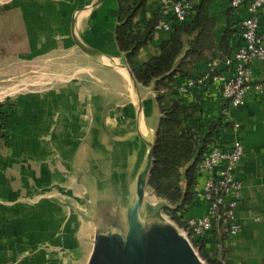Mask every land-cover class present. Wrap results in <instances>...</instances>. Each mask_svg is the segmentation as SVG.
<instances>
[{
	"label": "crops",
	"instance_id": "1",
	"mask_svg": "<svg viewBox=\"0 0 264 264\" xmlns=\"http://www.w3.org/2000/svg\"><path fill=\"white\" fill-rule=\"evenodd\" d=\"M95 1L0 0V45H20L22 60L27 62H70L66 79L53 78L40 89L20 93L14 102L0 104V112L6 116L0 142L7 143L15 132L35 145L22 153L20 160L6 161L0 155V264L83 263L87 255L81 245L88 227L87 221L79 222L76 210L77 142L85 138L89 144L88 157L98 188L111 191L125 204L126 180L131 182L138 172L146 150L144 142L151 139L161 108L170 107L176 99L195 107V115L203 121L221 118L222 148L232 140L230 121L237 123L236 137L245 150L236 169L241 185L239 207L232 215L241 228L229 234L225 253L221 248L218 254L213 253V237L208 233L203 249L198 248L201 257L212 255L221 264H264V61L251 63L254 81L262 85V92L249 94L238 109H229L219 82L209 77L225 75L227 70L226 59L217 60L214 55L194 64L189 77L175 76L171 90L161 92L160 105L148 86L139 89L138 104L124 73L98 65L118 56L113 39L118 5L116 0H104L91 8ZM160 2L147 0L137 11L140 31L159 11ZM198 3L195 0V5ZM229 8L230 0H212L209 15L215 17L217 45L230 24L228 45L233 53L242 44L239 25L245 12L231 11L227 16ZM72 29L94 55L76 49ZM259 32L264 33V8L259 14ZM172 33H155L151 42L140 48L139 62L157 57L159 45L169 41ZM83 66L86 69L80 70ZM29 104L37 109V116L27 128L22 115ZM102 117L108 135L91 128L100 126ZM205 180V176L199 177L197 190ZM63 192L67 194L63 196ZM207 209L206 201H193L185 217L198 219Z\"/></svg>",
	"mask_w": 264,
	"mask_h": 264
},
{
	"label": "trees",
	"instance_id": "2",
	"mask_svg": "<svg viewBox=\"0 0 264 264\" xmlns=\"http://www.w3.org/2000/svg\"><path fill=\"white\" fill-rule=\"evenodd\" d=\"M116 1L118 26L115 36L118 49L125 54L137 83L146 87L155 81L156 101L159 105L163 100L161 92L171 90L175 76L189 77L194 64L206 61L212 55L217 60H224L232 55L228 45L230 24L217 45L214 39L215 17L209 15L212 0H199L193 7L189 20L172 26L171 39L159 45L160 54L148 62L140 63L138 52L153 39L160 13L155 12L146 22L144 30L140 31L135 16L147 0ZM231 11L235 10L229 8L227 16H230ZM161 113L163 117L156 133L148 185L156 197L166 200L171 206L180 203L176 210L165 208L164 212L179 227L186 229L184 218L190 203L194 201L198 183L197 166L211 146L219 142L221 118L212 123L203 121L195 115V107H190L179 99L174 100L170 107L161 108ZM229 211L227 203L219 204L211 218L212 228L209 233L213 237L214 254H218L220 248L223 253L227 251L225 241L233 222ZM205 237L190 239L195 247L202 250ZM202 257L208 264H221L212 255Z\"/></svg>",
	"mask_w": 264,
	"mask_h": 264
},
{
	"label": "water",
	"instance_id": "3",
	"mask_svg": "<svg viewBox=\"0 0 264 264\" xmlns=\"http://www.w3.org/2000/svg\"><path fill=\"white\" fill-rule=\"evenodd\" d=\"M104 0H96L91 8L100 6ZM75 23V21H74ZM118 26V9L116 16V23L113 30V39L118 56L109 58L108 61L102 62L98 65L102 66L106 70L120 71L126 75L133 93L137 96V102L139 104V89L145 87L135 80L130 68L126 62L125 54L121 53L116 43V28ZM72 41L76 49L87 56L94 55V51L84 45L76 36L75 31L71 30ZM121 59V63H117V59ZM86 67H81L80 70H85ZM85 75V73H84ZM155 81L151 82L148 87H151L155 91ZM156 101V97L154 98ZM163 114L159 113V120L156 128L153 130L152 137L149 141L144 142L145 153L142 162L139 166L138 172L129 182L127 178L126 189V203L123 204L119 197H114L111 191H103L98 188L99 184L94 176L91 168V159L88 157L90 154L89 144L85 142V138L79 139L78 146V158L75 161L77 166V183L80 187V197L77 192V215L79 222L82 219L87 221L86 238L83 239L81 245L83 249H86V259L80 264H91L92 258L96 248V234L101 230L104 239L112 241L111 229L113 223L117 222L116 217L105 213L103 222H96L97 206L98 205H112L115 214L123 213L126 219L123 226V232L125 234L124 251L127 257L131 260L132 264H208L200 255L198 248L194 247L189 234L179 227L172 219L163 213L165 208L174 211L180 203L176 206H171L166 200L156 197L153 190L148 187L149 173L153 163V150L155 146V138L159 122ZM93 130L99 129L105 135H108V128L105 126L104 119H101L100 126H94ZM73 160V159H72ZM80 160V161H79ZM79 163L81 168L79 169ZM80 170V171H79ZM80 173V176H79ZM79 191V190H78ZM63 192V196H65ZM154 204H158L160 207L156 211H153V199ZM81 199L83 205L79 209V200ZM64 203V202H63ZM72 209L75 208L74 204L71 205ZM169 230H176V235L170 233ZM85 232V229H84ZM155 244V247H150L147 250V245ZM80 251V249H79ZM107 261H103L102 264H106Z\"/></svg>",
	"mask_w": 264,
	"mask_h": 264
},
{
	"label": "built area",
	"instance_id": "4",
	"mask_svg": "<svg viewBox=\"0 0 264 264\" xmlns=\"http://www.w3.org/2000/svg\"><path fill=\"white\" fill-rule=\"evenodd\" d=\"M194 6L195 0H161L160 20L154 28V33L170 31L173 25L189 20ZM230 8L245 12V17L239 25L242 44L225 60L226 74L209 77L219 82L222 97L229 109L234 110L244 105L249 94L262 92V85L254 81L251 63L255 60L264 61V33L259 32V14L264 8V0H230ZM213 68L214 65L211 69ZM191 84L192 82L189 83ZM184 91L181 90L182 93ZM230 123L233 135L228 147L222 148L220 142L213 144L197 166L198 179L205 176L206 180L200 190L195 188L194 201H206L208 209L206 214L198 219L184 218L186 229H183L193 239H199L210 232L211 218L219 204H228L231 219L239 207L241 185L236 177V169L245 150L236 137L239 125L232 120ZM4 126L5 117L0 112V134L4 132ZM240 228V222L233 219L229 234L238 232Z\"/></svg>",
	"mask_w": 264,
	"mask_h": 264
},
{
	"label": "rangeland",
	"instance_id": "5",
	"mask_svg": "<svg viewBox=\"0 0 264 264\" xmlns=\"http://www.w3.org/2000/svg\"><path fill=\"white\" fill-rule=\"evenodd\" d=\"M4 25V24H3ZM4 37V36H3ZM4 39V38H3ZM23 48L20 45L6 46L0 45V104L6 102H14L20 93L27 90H37L44 87L43 83L51 81L53 78L55 81L64 80L66 76H69V70L67 71L70 62L59 61L55 63L41 62V61H24ZM54 81V82H55ZM37 116V109L33 108L31 104L24 107V113L22 118L25 117L24 124L28 127L31 126V122ZM23 125V124H22ZM13 137H10V141L0 142V155L5 158L6 161L20 160L21 154L28 153L30 146H34L33 142L21 134L13 132ZM36 149V148H35ZM37 150V149H36ZM80 161V160H79ZM81 165L79 163V169ZM80 171V170H79ZM80 176V173H79ZM78 195L80 197V187L78 189ZM153 211L159 209L158 204H154ZM83 205L81 199L79 200V209ZM112 205H98L96 222H103L105 213L113 216H117V222L113 223L111 229L112 241L104 239L101 230L96 234V248L92 258L91 264H102L103 261H107L106 264H132L131 260L127 257L124 251L125 234L123 230L125 219L127 216L122 212L115 214ZM166 215L165 213H163ZM170 233L177 234L176 230H169ZM150 240H148L149 242ZM147 250L150 247H155V244L149 242ZM195 247V246H194Z\"/></svg>",
	"mask_w": 264,
	"mask_h": 264
}]
</instances>
